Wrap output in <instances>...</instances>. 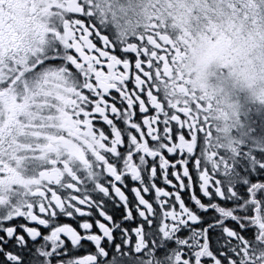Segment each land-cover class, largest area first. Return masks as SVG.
Returning a JSON list of instances; mask_svg holds the SVG:
<instances>
[{
    "label": "snow or ice",
    "instance_id": "snow-or-ice-1",
    "mask_svg": "<svg viewBox=\"0 0 264 264\" xmlns=\"http://www.w3.org/2000/svg\"><path fill=\"white\" fill-rule=\"evenodd\" d=\"M165 24L151 0H72L56 51L32 71L63 69L78 96L64 111L89 133L88 151L81 160L57 149L59 177L44 175L50 163H10L21 176L35 172L28 184L0 181V264H264V153L249 165L244 144L230 159L211 142L212 100L230 96L225 70L239 62H213L223 31L206 27L204 55L185 64L194 36ZM188 25L199 31V18ZM48 96L33 92L16 118L20 135L56 127L43 122L59 114ZM238 117L243 138L252 122Z\"/></svg>",
    "mask_w": 264,
    "mask_h": 264
},
{
    "label": "flooded vegetation",
    "instance_id": "flooded-vegetation-1",
    "mask_svg": "<svg viewBox=\"0 0 264 264\" xmlns=\"http://www.w3.org/2000/svg\"><path fill=\"white\" fill-rule=\"evenodd\" d=\"M151 2L157 6V12L166 22L165 26L170 32H175L177 38L189 30L194 37L199 38L206 27H214L217 32L222 30L226 52L223 58L227 55L226 58L238 60L244 51L254 49L258 43L242 31V21L229 16L228 13H211L204 10L200 4V7L196 8L195 16L192 11L189 17H186L178 3H172L171 0ZM71 3L72 0H0V156L3 157L0 164L4 165L3 170L6 172V177L0 178V181L7 180L22 185L30 183L35 169H31L28 176H21L14 168L9 167L13 160L32 158L29 163H50L52 169L44 175L59 177L61 172L54 163V160L59 158L57 149L60 152L67 150L75 159L81 160L88 151L85 141L90 139L89 133L82 132L72 114L64 111L65 107L72 109L76 106L78 96L73 89L64 86L61 79L63 69L44 65L38 71H32L41 60H48L56 51V44L62 40L58 29L63 27ZM196 18L200 21L199 31L188 25L190 19ZM184 73L190 81L189 88L198 89L199 83H191L198 81V76L189 74L188 68H184ZM232 75H235V70ZM225 77H229L228 70H225ZM173 86L177 91L182 87L176 86L174 82ZM36 91L48 93V99L55 101L59 114L54 120L45 119L43 122L45 125L56 124V127H29L24 129V135H20L16 118L28 111L27 104L31 102L32 94ZM17 96L21 97L19 102ZM208 115L214 149L219 148L230 159L233 158L231 150L235 152V156L237 152L227 147L225 136L223 137L225 124L228 122L224 95L217 93ZM25 123L30 124L31 121L25 120ZM61 129L65 130L63 134ZM37 135L43 139L37 140ZM36 148L41 151L34 153L29 150ZM49 154H52L53 159H48ZM206 159L213 163L212 152L208 153ZM260 254L264 255V251Z\"/></svg>",
    "mask_w": 264,
    "mask_h": 264
},
{
    "label": "rangeland",
    "instance_id": "rangeland-1",
    "mask_svg": "<svg viewBox=\"0 0 264 264\" xmlns=\"http://www.w3.org/2000/svg\"><path fill=\"white\" fill-rule=\"evenodd\" d=\"M183 10L186 17H189L194 5L200 4L204 10L211 13H220L240 19L242 21V31L255 39L258 43L254 49L244 51L238 58V62L246 61L248 65L254 62L264 63V0H171ZM198 7V8H199ZM224 45V44H223ZM225 45L218 50L215 56L211 57L214 61L216 58L225 54ZM227 55L224 56L226 58ZM238 63V64H239ZM255 75L253 70L252 76ZM252 76L241 79L239 74L227 77L231 85L230 96L224 94L225 104L228 114V122L225 124L223 137L227 147L237 152L242 151L241 145L244 144L245 158L249 165L255 163L253 153H264V127L259 123V117L264 114V90L257 92L250 84H243L245 79L250 81ZM245 88V89H243ZM239 115L248 114L251 118L252 127L247 130V134L241 137L237 132ZM234 158L235 152L231 150Z\"/></svg>",
    "mask_w": 264,
    "mask_h": 264
},
{
    "label": "clouds",
    "instance_id": "clouds-1",
    "mask_svg": "<svg viewBox=\"0 0 264 264\" xmlns=\"http://www.w3.org/2000/svg\"><path fill=\"white\" fill-rule=\"evenodd\" d=\"M202 55H204V48L201 45V41L199 37H194L193 48L184 57V63L195 67ZM234 70L241 79L252 76L254 70L255 75L252 76L250 81L246 80L245 83L250 84L257 92L264 90V63L254 62L253 65H248L246 61H241ZM195 76L196 74L193 73V77Z\"/></svg>",
    "mask_w": 264,
    "mask_h": 264
}]
</instances>
